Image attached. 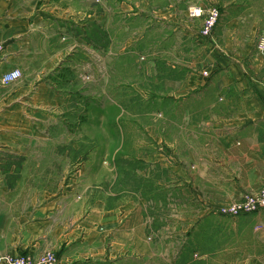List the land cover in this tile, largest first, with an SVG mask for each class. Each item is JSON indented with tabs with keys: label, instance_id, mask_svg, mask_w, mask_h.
Masks as SVG:
<instances>
[{
	"label": "crops",
	"instance_id": "0c3cea01",
	"mask_svg": "<svg viewBox=\"0 0 264 264\" xmlns=\"http://www.w3.org/2000/svg\"><path fill=\"white\" fill-rule=\"evenodd\" d=\"M165 1L0 0V264L44 250L58 264H264V210L219 213L264 190V0ZM214 6L204 38L188 8ZM154 34L157 64L174 71L168 119L142 125L139 198L132 169L102 196L64 82L102 49L152 47ZM14 69L22 79L3 86Z\"/></svg>",
	"mask_w": 264,
	"mask_h": 264
},
{
	"label": "rangeland",
	"instance_id": "374dc122",
	"mask_svg": "<svg viewBox=\"0 0 264 264\" xmlns=\"http://www.w3.org/2000/svg\"><path fill=\"white\" fill-rule=\"evenodd\" d=\"M208 11L204 10L205 13ZM121 37L123 34L118 32L117 40H123ZM167 39L172 40L173 35L166 34ZM155 42L156 34L150 36L147 43L152 47L145 44V48L127 49L118 45L116 49H102L99 60L96 57L94 62L85 59L83 67L70 68L73 73L69 69V80L64 82L68 85V93L73 95L69 120L84 126L80 130L70 129V133L76 132L75 136L84 138L82 149L86 156L95 155V160L90 159L91 156L84 160L90 164V169L94 167L87 179L94 186H101L102 196L105 191L111 194L116 190L124 191L128 179H125V171L132 169V198H139L141 179L136 172L141 169V162L137 156L151 143L149 132L142 125L156 127L155 122L168 119L166 114L163 116L158 111L171 106V97L168 96L173 65L157 64L156 58H162V54L158 53ZM166 51L168 53L171 49L166 48ZM158 72L161 76L157 75ZM162 74L165 80H162ZM167 115L172 120L171 113ZM167 131L172 132L171 129ZM166 264H169L168 260Z\"/></svg>",
	"mask_w": 264,
	"mask_h": 264
},
{
	"label": "built area",
	"instance_id": "2783aa9c",
	"mask_svg": "<svg viewBox=\"0 0 264 264\" xmlns=\"http://www.w3.org/2000/svg\"><path fill=\"white\" fill-rule=\"evenodd\" d=\"M191 19L201 18L205 16L200 35L208 38L213 34L214 29L218 25L221 18V11L218 7H210L207 13L199 7H193L189 10ZM5 51L3 44H0V55ZM258 51L264 55V34H262ZM23 77L20 69H14L6 73L1 80L3 86H9ZM264 210V190L258 193H246L232 203L219 210V213L225 217L237 218L243 215L257 214ZM1 264H58V258L53 250H44L39 254L25 255H6L1 259Z\"/></svg>",
	"mask_w": 264,
	"mask_h": 264
}]
</instances>
